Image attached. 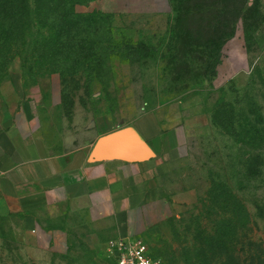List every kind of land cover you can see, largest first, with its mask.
<instances>
[{
  "label": "rangeland",
  "instance_id": "1",
  "mask_svg": "<svg viewBox=\"0 0 264 264\" xmlns=\"http://www.w3.org/2000/svg\"><path fill=\"white\" fill-rule=\"evenodd\" d=\"M77 2L105 28H62L53 43L56 28L35 22L19 41L0 42V100L15 103L22 90L51 106L59 95L49 114L74 136L155 112L187 135L190 154L162 188L170 215L143 236L151 256L238 264L244 248L260 251L250 242L264 240V0H250L233 28H216L226 39L214 69L205 45L213 28H202L210 14L183 28L178 12L159 11L167 0ZM68 40L73 57L62 52ZM113 228L73 226L61 252L32 239L23 219L0 218V264H117Z\"/></svg>",
  "mask_w": 264,
  "mask_h": 264
},
{
  "label": "crops",
  "instance_id": "2",
  "mask_svg": "<svg viewBox=\"0 0 264 264\" xmlns=\"http://www.w3.org/2000/svg\"><path fill=\"white\" fill-rule=\"evenodd\" d=\"M170 10L167 0L159 11ZM27 94L0 100V218L23 219L32 239L65 252L73 226H113L117 238L143 239L170 215L162 188L190 154L182 130L149 112L105 133L65 134L48 110L60 107L59 95L46 106ZM129 128L139 140L103 145Z\"/></svg>",
  "mask_w": 264,
  "mask_h": 264
},
{
  "label": "trees",
  "instance_id": "3",
  "mask_svg": "<svg viewBox=\"0 0 264 264\" xmlns=\"http://www.w3.org/2000/svg\"><path fill=\"white\" fill-rule=\"evenodd\" d=\"M169 1L172 11L179 13V23L183 28H196L194 22L198 17L212 16L202 28H213L212 40L205 45L212 61L210 66L216 68L219 64L218 53L226 39L225 32L216 28H233V24L245 16L250 0H177V8L174 0ZM77 3V0H0V42L19 41L35 22L42 28H56L53 43L63 42L62 28H105L102 16L97 20L79 13ZM98 24L99 27H96ZM217 39L222 43L215 44ZM71 46L70 40L66 42V47L62 46V52L69 57L74 55ZM257 241L254 239L250 246H258L260 251L251 252L252 249L244 248L238 264H264V240Z\"/></svg>",
  "mask_w": 264,
  "mask_h": 264
},
{
  "label": "built area",
  "instance_id": "4",
  "mask_svg": "<svg viewBox=\"0 0 264 264\" xmlns=\"http://www.w3.org/2000/svg\"><path fill=\"white\" fill-rule=\"evenodd\" d=\"M108 250L117 264H160V260L151 256L149 246L142 238L112 239Z\"/></svg>",
  "mask_w": 264,
  "mask_h": 264
},
{
  "label": "water",
  "instance_id": "5",
  "mask_svg": "<svg viewBox=\"0 0 264 264\" xmlns=\"http://www.w3.org/2000/svg\"><path fill=\"white\" fill-rule=\"evenodd\" d=\"M135 140H139V137L133 129L129 128L110 135L103 141V145L107 148L108 147L119 148V147H115L118 142L122 141V143L124 142L130 143ZM122 148H125V146L122 145Z\"/></svg>",
  "mask_w": 264,
  "mask_h": 264
}]
</instances>
